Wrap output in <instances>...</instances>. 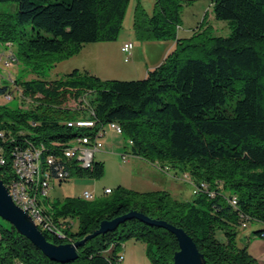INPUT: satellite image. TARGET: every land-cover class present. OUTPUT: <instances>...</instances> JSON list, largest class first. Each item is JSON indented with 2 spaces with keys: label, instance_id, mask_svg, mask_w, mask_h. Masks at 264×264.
Segmentation results:
<instances>
[{
  "label": "trees",
  "instance_id": "1",
  "mask_svg": "<svg viewBox=\"0 0 264 264\" xmlns=\"http://www.w3.org/2000/svg\"><path fill=\"white\" fill-rule=\"evenodd\" d=\"M6 1L17 8L13 16L0 19V41L17 40L19 51L30 59L49 53L66 58L85 44L115 40L130 0H0ZM211 3L215 18L229 22L230 35L196 30L180 38L181 0H155L151 12L136 1V37L174 40L160 64L141 79H102L74 68L57 79L18 80L22 99H28L24 108L0 104V147L7 156L0 178L5 184L7 174L12 175V153L31 145L42 144V155L55 156V164L69 175L103 173L101 161L82 168L62 158L66 144L91 132L68 126L77 113L56 104L65 95L75 100L84 95L98 123L119 124L130 141L126 153L179 168L198 188L190 200L176 199L167 190L119 185L95 199L44 201L46 219L57 227L70 225L61 235L37 224L49 242H74L95 231L101 220L136 211L183 228L204 264H258L238 235L242 224L250 223L259 225L253 234L264 232V0ZM7 91L8 84L0 85V95ZM231 196L235 205L228 201ZM1 220L0 264H115V254L128 240L145 244L151 264H174L178 249L172 232L133 217L87 239L74 261L61 263Z\"/></svg>",
  "mask_w": 264,
  "mask_h": 264
},
{
  "label": "rangeland",
  "instance_id": "2",
  "mask_svg": "<svg viewBox=\"0 0 264 264\" xmlns=\"http://www.w3.org/2000/svg\"><path fill=\"white\" fill-rule=\"evenodd\" d=\"M137 0H130L126 8L122 27L115 40L100 41L83 45L81 50L73 56L62 58L57 53L34 56L27 59L19 51L17 40L0 41V85L8 84L11 93H16L18 80L33 78L57 79L63 77L72 69H82L84 64L99 73L104 79L132 80L141 79L146 73V66L149 67L165 51L167 53L174 46L172 39H148L140 40L136 37L133 29V11ZM147 12L152 11L155 0H139ZM17 5L15 2H0V19H6L4 14L14 15ZM11 19V17H8ZM196 30H205L210 36L230 35L232 28L228 21L215 18L211 0H181L180 24L177 28V36L180 38L190 37ZM25 32L30 35L31 31L25 26ZM131 41L133 49L128 60H124V53L120 46L124 41ZM9 59L7 60L6 58ZM6 60L8 61L5 65ZM149 69H152L149 68ZM63 99V104H56L61 108H67L73 103L74 98L70 95ZM22 100L25 102L22 104ZM78 101V100H76ZM7 103L9 106H27L26 99L13 98L6 102L3 95H0V104ZM35 103H38L37 101ZM77 113L76 119L80 117L82 108L73 110ZM103 134L99 137L102 147L94 153L95 160L103 164V173L98 176H91L86 172H71L64 180L53 177L48 194L40 200L48 202H62L68 197L82 198L83 192H89L95 199L104 197V190L109 187L114 190L117 186H123L137 191L167 190L179 200H190L197 191L194 181L189 174L179 168H172L163 163L149 162L141 157L126 155L128 151V140L122 133L110 128L109 123L104 124ZM0 223L5 225L0 219ZM259 225L250 223L245 228H240L239 238L242 233L249 232ZM124 258L129 255L138 261H145L150 264L145 255L143 243L135 240H128L121 247Z\"/></svg>",
  "mask_w": 264,
  "mask_h": 264
},
{
  "label": "built area",
  "instance_id": "3",
  "mask_svg": "<svg viewBox=\"0 0 264 264\" xmlns=\"http://www.w3.org/2000/svg\"><path fill=\"white\" fill-rule=\"evenodd\" d=\"M133 49V43L131 41H126L120 46V50L124 53V60H128L131 55V50ZM7 60L9 59L6 58ZM6 60L5 65L8 61ZM16 93H11V90L3 93L4 100L6 102L12 100L13 98L22 99V91L16 86ZM28 101V99H26ZM82 106H81V103ZM80 103V105H78ZM78 107L82 108V112L87 114V117H80L78 119L74 118L67 121L68 126L74 128H87L90 134H82L76 137L74 140L70 141L62 148V158L68 160H75L77 166L82 168H88L93 165L95 161L94 153L99 151L102 147V143L99 141V137L103 134L104 124L98 123V120L92 118L94 115V110L89 106L87 99L84 95L78 98V101L73 100L71 105L67 108L76 109ZM91 116V117H90ZM110 124V122H108ZM112 129V126L110 125ZM117 132V131H116ZM122 133V132H118ZM130 143V141H128ZM44 148L41 145H31L24 148H17L12 153L10 158V168L11 174H7L6 184L12 186V199L14 202L24 209L34 220L35 224H39L42 229H54L59 234L62 235V228L69 227L68 223H63L61 227H57L52 224L48 219L38 218V213L32 211V205L29 203L28 198L24 197V188H31L30 177H31V163L37 160V150ZM123 158H125L128 153L124 152ZM126 160V158H125ZM55 156L52 154H47V160L43 161V170H41V191L40 194H48L49 184L53 177L59 180L65 179L69 175V170L63 166H58L55 164ZM7 164V156L0 147V173L3 171L2 168ZM204 187V185H203ZM109 188H106L104 192H107ZM87 196H92L89 192L85 191L82 194L83 199H87ZM39 201V194H38ZM228 201L235 205V197H229ZM42 206V204H41ZM244 227L245 224H242ZM260 237L264 238V232L260 234ZM115 264H124V255L122 252H117L115 254Z\"/></svg>",
  "mask_w": 264,
  "mask_h": 264
},
{
  "label": "water",
  "instance_id": "4",
  "mask_svg": "<svg viewBox=\"0 0 264 264\" xmlns=\"http://www.w3.org/2000/svg\"><path fill=\"white\" fill-rule=\"evenodd\" d=\"M133 217L147 224L163 227L173 233L178 243V249L173 254L174 264H204L203 254L199 252L194 241L183 228L164 220L151 219L136 211H129L112 219L101 220L95 231L74 242L51 243L38 229L33 218L14 202L0 178V218L10 223L19 234L26 237L36 248L53 261L61 263L74 261L78 257V247L83 245L87 239L100 233L114 230L121 222Z\"/></svg>",
  "mask_w": 264,
  "mask_h": 264
},
{
  "label": "bare ground",
  "instance_id": "5",
  "mask_svg": "<svg viewBox=\"0 0 264 264\" xmlns=\"http://www.w3.org/2000/svg\"><path fill=\"white\" fill-rule=\"evenodd\" d=\"M110 125L112 126L113 130L117 132H121L118 123L110 122ZM42 150L43 148L37 150V160H34V162L31 163V177H30L31 188H24V197L28 198L29 203H31L32 205V211H36V213H38V218H45L43 214L44 212H42V208L44 204L42 203L40 198L45 196L46 194H40V191H41V170H43V161L47 160V154L42 155ZM5 186L7 187V190L12 197V186L9 184H5ZM200 186L203 187V184L201 183ZM196 189H198L197 186ZM109 192H111V188H109V190H107L106 193ZM38 194H39V201H38ZM91 197L92 196H87V198H91Z\"/></svg>",
  "mask_w": 264,
  "mask_h": 264
},
{
  "label": "crops",
  "instance_id": "6",
  "mask_svg": "<svg viewBox=\"0 0 264 264\" xmlns=\"http://www.w3.org/2000/svg\"><path fill=\"white\" fill-rule=\"evenodd\" d=\"M126 41H128V40H126ZM126 41H124V42H126ZM167 53H165V51H163L162 55L157 60L153 61V63H151V65L149 67H147V65H145L146 68H147L146 69V72H147V70L149 68H151V67L154 68L155 66L159 65L160 62L163 60V58L165 57V55ZM82 69H86L90 73H93L96 76L102 78L99 75V73H97L93 69V67H90L87 64H84L82 66ZM102 79H104V78H102ZM107 188H109V187H107ZM251 231L252 230H250L249 232L242 233V238L240 240V243L241 244H247V248H248L249 253L257 260V263L258 264H264V238L263 237H260L258 234H253ZM124 245H125V243L121 247H123ZM121 247L118 249V252H122ZM143 248H144V251H145V244H143ZM128 258H129L128 260L126 258H124V264H146L145 261H138L136 258L133 259V257L131 255H129Z\"/></svg>",
  "mask_w": 264,
  "mask_h": 264
}]
</instances>
